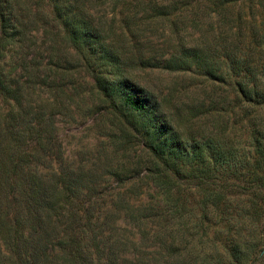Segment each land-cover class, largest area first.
Returning a JSON list of instances; mask_svg holds the SVG:
<instances>
[{
  "label": "trees",
  "instance_id": "16d2710c",
  "mask_svg": "<svg viewBox=\"0 0 264 264\" xmlns=\"http://www.w3.org/2000/svg\"><path fill=\"white\" fill-rule=\"evenodd\" d=\"M29 1L0 0V264H256L264 259V81L249 69L250 61L233 62V70H240L233 100L249 142L241 146L219 125L218 138H186L169 122L163 102L127 75L123 55L107 48V35L85 16L83 0H38L30 6ZM44 1L87 67L94 64L91 55L97 56L101 67L93 74L113 110L123 109L127 122V115L148 117L141 126L127 123L129 133L120 128L113 143L121 139L120 148H126L128 134L143 140L157 170L150 178L156 202L132 186L116 193L111 204L98 203L93 179L64 165L44 135L43 109L33 106L32 98L44 83L40 49L27 43V18ZM238 1L114 4L127 17L143 13L170 20L175 28L213 29L218 47V16ZM107 34L115 41L117 34ZM183 51L165 62L167 69L187 72L196 66L218 81V67L204 66L195 49ZM18 69L26 81L18 78ZM122 219L129 222V233Z\"/></svg>",
  "mask_w": 264,
  "mask_h": 264
},
{
  "label": "rangeland",
  "instance_id": "374dc122",
  "mask_svg": "<svg viewBox=\"0 0 264 264\" xmlns=\"http://www.w3.org/2000/svg\"><path fill=\"white\" fill-rule=\"evenodd\" d=\"M37 1L27 4L35 5ZM114 1L83 0L88 13L85 16L107 35V48L117 49L123 55L122 66L127 75L163 102L169 122L181 129L180 134L193 139L218 138L219 125L229 129V137L241 142V146L249 142L244 135L241 110L233 100L240 71L233 70V62L249 60V69L260 73L264 81V0H239L218 16V47L213 29L205 27L199 33L185 25L175 28L170 20L150 19L143 13L129 12L133 18L127 17L120 14ZM32 9L33 14L27 18L31 23L27 43L36 51L40 49L37 56L44 82L39 90H33L32 98L33 106L43 109L47 127L44 135L52 139L64 165L93 179L91 187L100 196L98 203L111 204L116 193L132 186L143 188L147 199L156 202L150 196L154 193L150 178L157 170L150 166L151 158L143 149V140L128 134L126 148H120L121 139L113 143L120 128L126 130L128 124L141 126L148 117L127 115V122L123 109L122 113L115 112L98 89L93 74L96 67L97 71L101 67L97 56L91 55L94 64L91 69L87 67L89 62H84L71 44L48 2L40 4L39 10ZM35 14H39L41 21L37 22ZM107 33L117 34L115 41ZM203 38L206 40L201 41ZM183 48L200 53L204 66L218 67V81L203 75L196 66L187 72L167 69L165 62L181 56ZM29 57L34 60L36 54ZM17 76L26 81L22 70L18 69ZM220 78L225 82H220ZM221 101L227 102L218 103ZM116 217L120 219L119 214ZM126 222L122 219L119 223L129 233ZM256 264H264V259Z\"/></svg>",
  "mask_w": 264,
  "mask_h": 264
}]
</instances>
